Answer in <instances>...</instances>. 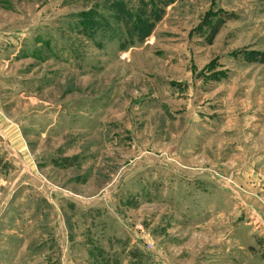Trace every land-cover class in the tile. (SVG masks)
I'll use <instances>...</instances> for the list:
<instances>
[{"label": "rangeland", "instance_id": "1", "mask_svg": "<svg viewBox=\"0 0 264 264\" xmlns=\"http://www.w3.org/2000/svg\"><path fill=\"white\" fill-rule=\"evenodd\" d=\"M0 264H264V0H0Z\"/></svg>", "mask_w": 264, "mask_h": 264}]
</instances>
